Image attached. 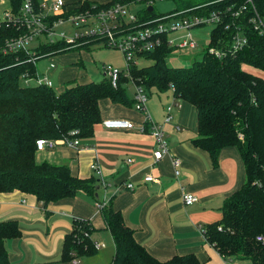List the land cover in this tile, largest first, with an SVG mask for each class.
<instances>
[{
    "label": "trees",
    "instance_id": "obj_1",
    "mask_svg": "<svg viewBox=\"0 0 264 264\" xmlns=\"http://www.w3.org/2000/svg\"><path fill=\"white\" fill-rule=\"evenodd\" d=\"M34 1L36 6L40 4V0ZM150 1H65L68 8L65 15L111 7L118 2L143 4V10L135 14L136 21H126L120 26L130 33L162 16L156 13L154 4L149 5ZM175 1L179 7L172 13L187 10L202 13V3ZM11 2L17 17L22 0ZM253 2L263 14L264 0ZM149 7L153 10L149 11ZM25 33L27 30L20 23L0 21V193L18 190L34 195L44 207L86 193L98 204L113 238L115 252L109 264H203L194 254L176 255L164 261L156 258L136 240L122 213L99 196V188L103 187L101 178L82 179L68 165L38 162L36 158L39 139L71 141L92 137L95 124L102 121V99L135 108L136 101L128 95L125 83L140 86L147 93L153 89L158 93L172 89L176 99L197 109L198 136L192 141L194 146L205 150L214 166H218L224 148L236 147L245 168V182L225 201L222 219L203 226L204 238L225 259L264 264V240H257L258 236L264 237V77L245 69L247 64L264 70V36L248 26V43L233 51L231 32L223 25L217 26L201 61L191 67H171L168 58L174 48L164 34L160 46L139 56L149 59L151 64L140 67L132 63L130 77L122 73L117 88L105 78L101 82L72 81L57 93L44 83L30 86L22 81L24 77L38 76V59L90 50L104 39L97 35L83 36L75 44L47 40L34 51L4 52L8 40ZM211 48L219 50L222 56L212 53ZM77 64L80 66L81 62ZM94 230L89 220L74 219L71 231L65 235L59 261L73 262L95 256L98 249L92 239ZM21 235L17 220L0 219V264H13L6 241Z\"/></svg>",
    "mask_w": 264,
    "mask_h": 264
},
{
    "label": "crops",
    "instance_id": "obj_2",
    "mask_svg": "<svg viewBox=\"0 0 264 264\" xmlns=\"http://www.w3.org/2000/svg\"><path fill=\"white\" fill-rule=\"evenodd\" d=\"M93 1L106 3L109 0ZM184 33L187 31L177 36ZM51 64L50 69H56L55 64L54 68ZM153 90L157 99L147 100L145 112L102 99V121L95 124L92 137L79 139L77 148L57 143L53 148L38 150L37 161L68 165L72 173L82 179L101 178L103 187L99 188V196L105 204H111L122 213L126 224L134 230L136 240L160 260L194 254L203 264H249V260L222 257L202 232L204 225L222 219L225 201L245 182V168L238 149L224 148L218 166H214L210 155L192 143L198 136L197 109L176 99L172 89L163 93ZM170 105L173 109L167 120L166 109ZM145 114L150 119L146 132L103 125L105 120L120 118L142 125L146 121ZM152 123L162 129L169 147V154L159 161L154 159ZM172 158L181 162L178 177ZM94 164L96 170L92 168ZM149 174L158 177L160 183L146 182ZM126 185H132L133 189H127ZM187 192L197 197L191 205L183 202ZM76 218L93 224L96 230L92 239L103 245L102 249L106 244L97 242L94 235L105 234L111 242V249L99 248L93 256L108 253L106 264H109L115 252L113 238L106 229L98 204L86 193L80 192L74 198L47 207L36 196L18 190L0 193V219L17 220L22 230L19 238L6 241L13 264H90L91 257L76 262L59 261L65 235L71 231Z\"/></svg>",
    "mask_w": 264,
    "mask_h": 264
},
{
    "label": "built area",
    "instance_id": "obj_3",
    "mask_svg": "<svg viewBox=\"0 0 264 264\" xmlns=\"http://www.w3.org/2000/svg\"><path fill=\"white\" fill-rule=\"evenodd\" d=\"M155 1H150L149 5L152 6ZM239 3V4H238ZM216 6L215 9L209 10V6ZM130 5L118 2L111 7L101 8L98 10L87 9L77 13H68L66 2L64 0H46L43 2L40 0L38 6L35 5L34 0H22V8L20 13L16 17L13 13L6 14V20L10 22L20 23L25 27L27 33L25 35L13 38L7 41L4 52L12 53L19 50H26V45L35 38H39L45 35L46 39L54 42L57 40H63L68 44H75L81 37L97 35L99 38H103L104 45L120 50L123 53L124 59L127 63L126 71L122 72L118 68L111 65L103 67L104 74L108 78L114 88L118 87L122 73L126 77H130L129 67L135 62V58L141 54L155 50L161 45L162 35H166L169 32L187 31L191 36L189 30L197 26L204 24H214V28L223 25L226 30L231 32V50H241L248 43L247 27L251 26L255 32L264 36V13L262 14L255 6L253 0H245V2H238V0H211L202 4V13H193V10L174 12L164 14L156 20H152L145 26H140L133 32H125L126 28L120 26L126 21H136V15L131 18H127V11ZM95 9V8H93ZM52 17H57L52 19ZM94 20L97 25V29L90 33H75L74 36H67L66 33H58L56 29L60 26L70 23L77 27L87 28L89 23ZM177 33V34H178ZM177 38H173L175 40ZM173 40L169 43L173 44ZM172 46V45H171ZM176 46V45H175ZM196 47V43L190 40H184L178 44V48L183 47ZM212 53L221 57L222 53L219 50L211 48ZM136 63V62H135ZM51 68H54V64H51ZM26 81L32 78L24 77ZM34 79L37 83H44L45 85L52 87V82L46 74L38 75ZM134 85V84H133ZM134 99L136 101L135 108L138 111L145 112V104L148 100L147 92L142 87L136 86ZM173 106L167 107L168 118L170 119V113ZM146 121L142 125H136L135 122L128 119H109L103 121V125L106 128L112 129H127L138 130L140 132H146V123H149V116L145 114ZM151 135L155 140L156 150L154 151V159L156 161L161 160L163 157L169 154L168 142L164 137L162 129L152 123ZM57 143H62L69 147L77 148L80 146L79 139H73L71 141H48L45 139L37 140L38 150L45 148H53ZM129 163L132 159L128 160ZM172 163L175 169V175H180L181 162L177 158H172ZM93 169H97V165H92ZM146 182L160 183V179L151 174L145 177ZM127 189H133L132 185H126ZM197 201V197L187 192L183 196V202L185 205H191ZM100 206V205H99ZM203 232V227H202ZM258 241H263V236L257 237ZM103 245L96 244V248L99 249ZM76 262V261H75Z\"/></svg>",
    "mask_w": 264,
    "mask_h": 264
},
{
    "label": "rangeland",
    "instance_id": "obj_4",
    "mask_svg": "<svg viewBox=\"0 0 264 264\" xmlns=\"http://www.w3.org/2000/svg\"><path fill=\"white\" fill-rule=\"evenodd\" d=\"M45 2L46 0H42ZM67 3H72L76 0H65ZM102 1V0H99ZM195 3H207L209 0H193ZM175 0H156L154 3V8L157 14H169L175 11L179 5ZM145 6L140 3L131 4L127 11V18H131L134 14H137L139 11L143 10ZM7 13H13V7L11 0H0V21L6 18ZM93 23H89L90 26L87 28L77 27L70 23H66L63 26H60L56 29L58 33H66L67 36H74L75 33H90L91 31L97 29L96 22L91 20ZM214 24H204L197 26L189 30L191 36L187 33H184L183 36L178 37V32H169L167 34L170 41L173 38L174 50L168 58V64L171 67H191L194 63L199 62L203 59L204 53L209 49V42L211 39L212 30L214 29ZM192 39L196 43V47L192 48L190 46L178 48V44L184 40ZM47 39L45 35L35 38L26 45L27 51H34L41 44L46 42ZM176 45V46H175ZM70 48V47H66ZM77 62H81L79 66ZM135 62L138 66L150 65L151 61L144 57L135 58ZM54 63L56 69H50V64ZM106 65H111L118 68L120 71L124 72L127 69V63L124 59L123 53L115 48L104 46V43L95 44L91 46L90 50H73L68 51L60 55L53 57H45L37 60V69L40 75L49 74V79L53 83V89L59 93L65 89L67 83L72 81H77L79 83L87 82H101L106 76L104 74L103 67ZM245 69L252 74L259 75L264 77V70L255 68L251 65H245ZM25 85H36L37 80L32 78L28 81L23 80ZM124 88L126 89L129 96H134L135 87L133 83H125ZM148 101L157 99V94L154 90L151 93H147ZM105 235V234H104ZM103 234L94 235V239L97 242H104L106 248L101 250L108 251L110 248V243ZM107 254H100L98 257L89 260L90 264H106ZM82 260V259H81ZM80 260V261H81ZM249 264L252 262L248 261Z\"/></svg>",
    "mask_w": 264,
    "mask_h": 264
},
{
    "label": "water",
    "instance_id": "obj_5",
    "mask_svg": "<svg viewBox=\"0 0 264 264\" xmlns=\"http://www.w3.org/2000/svg\"><path fill=\"white\" fill-rule=\"evenodd\" d=\"M153 10V8L152 7H149V11H152Z\"/></svg>",
    "mask_w": 264,
    "mask_h": 264
}]
</instances>
